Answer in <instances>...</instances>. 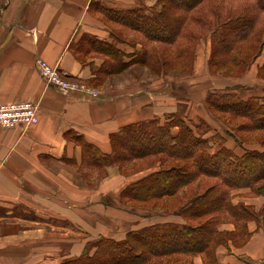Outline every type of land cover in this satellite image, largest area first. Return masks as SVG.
<instances>
[{"label":"crops","instance_id":"1","mask_svg":"<svg viewBox=\"0 0 264 264\" xmlns=\"http://www.w3.org/2000/svg\"><path fill=\"white\" fill-rule=\"evenodd\" d=\"M92 1L0 0V102L31 101L39 115L38 123L31 126H0V206L23 204L40 219L19 217L25 222L20 231L0 229V264H60L81 253L87 236L120 239L130 229L133 208L120 201V191L151 169L130 174L117 164L101 168L87 165L82 161L81 141L109 153L111 133L154 117L163 122L165 115L182 103L186 121L196 124L205 120L211 127L207 135L220 132L225 146L235 154L264 149L225 135L213 124L206 104L209 91L234 84L243 99L264 95V76L259 73L264 65V44L238 77L209 72V34L199 39L192 71L182 77L156 75L149 66L138 63L102 74L106 56L94 49L81 51L79 44L84 37L115 43L123 62L136 55L144 38L135 31L130 41L111 34L107 25L113 22L102 19ZM95 1L114 8L155 2ZM38 58L57 66L71 81L93 90L94 95L63 92L48 85L36 67ZM231 200L250 206L258 214L264 205V195L249 187L234 189ZM10 212L0 218H18L11 217ZM161 221L179 220L163 216L156 219ZM219 229L234 231L236 224L223 220ZM247 230L245 242L229 240L227 245L216 247L220 263L264 264L260 214L247 221ZM193 264H202L200 254L193 257Z\"/></svg>","mask_w":264,"mask_h":264},{"label":"trees","instance_id":"2","mask_svg":"<svg viewBox=\"0 0 264 264\" xmlns=\"http://www.w3.org/2000/svg\"><path fill=\"white\" fill-rule=\"evenodd\" d=\"M92 7L122 29L144 38L136 55L123 62L115 43L84 37L81 51L89 48L106 56L102 74L119 72L131 63L147 65L156 75L189 73L195 45L207 33L211 40L209 72L238 77L264 44V0H155L134 8H114L94 0ZM260 69L264 76V65ZM238 88L234 84L209 91L208 109L225 116V135L239 142L246 140L241 134L247 138L254 135L264 148V95L243 99ZM185 107L178 103L163 122L154 117L111 133L109 153L81 141L82 161L90 166L117 164L125 171L130 161L155 160L159 167L123 187L120 201L174 200L183 220L131 228L120 239L97 235L85 242L76 258L60 264H193L198 254L202 264H224L216 257L219 244L245 242L247 221L259 214L264 225V205L258 214L231 200L232 191L242 187L264 195V149L235 154L225 146L220 132L207 135L211 127L205 120L196 124L186 121ZM237 119L240 122L230 129ZM201 188L203 191H197ZM228 219L235 222L236 229L220 230L219 224Z\"/></svg>","mask_w":264,"mask_h":264},{"label":"rangeland","instance_id":"3","mask_svg":"<svg viewBox=\"0 0 264 264\" xmlns=\"http://www.w3.org/2000/svg\"><path fill=\"white\" fill-rule=\"evenodd\" d=\"M102 19L107 20V18L104 15H102ZM107 28L109 29L111 34H114V35L117 34L119 36V39L120 38L121 39H123V38L128 39L129 38V41H130L131 35H133V34L136 35V33H133L132 31H130L128 29H122V27H120L119 25H116L114 23L108 24ZM151 44L152 43H149V45H151ZM183 75H184V73H180V74H178L176 76H173V77L179 78V77H182ZM148 76H150V75L148 74ZM235 85H237V84H235ZM210 117L213 120V124L215 123V125H218L219 127H221V129H222V126L225 127L224 126L225 122H222V119H224L225 116H223L221 114L214 115L213 113H211ZM239 122H240V119H237V120L233 121L231 126H228V127H230V129H232ZM236 135L239 136L238 133H236ZM245 136L246 135L241 134V137L246 139L245 141H242L241 143H246V144H248L250 146L258 144L261 148H263V146L257 140H254V135H252L249 138H247ZM162 166H168V165L167 164H163ZM158 167L159 166H158V164L156 163L155 160H153V162L151 161V162H147V163H143L141 161H130L125 166V171L129 172L131 174V173H137V172H139V171H141L143 169H147V170L151 169V171H153V170H156ZM146 174H144V175H146ZM144 175H141V177L144 176ZM197 191H199V192L203 191V188L198 189ZM129 205H130L131 208H133V209L130 210L133 213H131L129 215V228L130 229L131 228H139V227H142V226H145V225L156 223V219L158 217H162V216L163 217L176 218V220H179V221L183 220L182 219V215L180 214L179 209L177 207L178 206V202H176L174 200L172 201L170 199L164 198L159 203H156L154 201H149V202H144V203L132 202V203H129ZM9 209L11 210L9 215H11V217H13L14 215H17L18 218L17 219H14V218H10V219L0 218V229L3 232H5V231H13V230L14 231H20L25 226L24 225L25 222L22 221L21 219H19V217L28 218V219H31V220H38V221L40 220L38 218V216L35 215L32 210L28 209L23 204H17L15 206L11 207V208H9L8 206H0V216L6 215V213L9 211ZM51 222H54V221L51 220ZM96 236L95 235L87 236L88 237L87 241L89 239H91V238L96 237ZM116 239H118V238H116ZM65 253H67V252H65ZM66 258H70V257L66 256ZM67 260L68 259H66L65 261H67ZM69 260H71V259H69Z\"/></svg>","mask_w":264,"mask_h":264},{"label":"built area","instance_id":"4","mask_svg":"<svg viewBox=\"0 0 264 264\" xmlns=\"http://www.w3.org/2000/svg\"><path fill=\"white\" fill-rule=\"evenodd\" d=\"M36 67L48 85L63 92H80L84 96H93L94 91L85 88L76 81H71L57 66L38 58ZM39 121L37 106L31 101L0 102V126H31Z\"/></svg>","mask_w":264,"mask_h":264}]
</instances>
